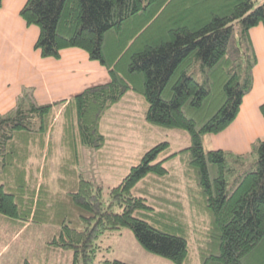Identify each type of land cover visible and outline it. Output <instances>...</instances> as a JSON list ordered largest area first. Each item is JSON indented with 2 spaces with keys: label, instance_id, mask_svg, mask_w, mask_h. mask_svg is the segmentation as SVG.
I'll use <instances>...</instances> for the list:
<instances>
[{
  "label": "trees",
  "instance_id": "obj_1",
  "mask_svg": "<svg viewBox=\"0 0 264 264\" xmlns=\"http://www.w3.org/2000/svg\"><path fill=\"white\" fill-rule=\"evenodd\" d=\"M19 15L38 27L34 48L42 57L80 48L110 79L67 101L38 104L23 94L0 115V219L49 234L55 226L58 236L46 244L71 250V264H91L99 235L121 228L173 264H194L195 254L199 264H264V134L242 154L203 146V135L224 130L252 88L250 29L264 27V0H26ZM128 92L144 100L147 123L188 133L183 182H170L164 165L182 150L157 159L167 141L146 150L115 185L80 170L77 148L104 145L103 118ZM61 105L67 155L59 189L36 187L28 160L32 149L51 148L47 137ZM259 111L264 116V101ZM190 170L195 185L186 179Z\"/></svg>",
  "mask_w": 264,
  "mask_h": 264
},
{
  "label": "rangeland",
  "instance_id": "obj_2",
  "mask_svg": "<svg viewBox=\"0 0 264 264\" xmlns=\"http://www.w3.org/2000/svg\"><path fill=\"white\" fill-rule=\"evenodd\" d=\"M259 42L260 40L257 41V46L260 48L261 43L259 44ZM129 95L126 94L119 103L106 112L101 129L105 137L104 145L99 149L82 146L77 148L81 160L79 168L82 173L96 183L103 184L104 187L117 184L127 174L129 168L140 161L146 150L161 141H167L169 146L160 152L157 159L178 152L190 145V138L186 131L147 123L144 119V100L140 96V99L136 98V100L130 101L128 100ZM62 111L63 105L54 109L55 117L52 129L47 137V140L51 142V148H48L47 151V144L42 152L34 148L29 157L28 168L32 176L36 178V187L41 183H46L51 190L59 189L58 177L61 176L59 168L61 161L67 155L63 144H60L64 122ZM188 159V150H182L164 162L166 168L174 176L170 182L181 183L184 181L185 174L182 169L184 164L186 167ZM101 161L111 162L113 166L107 165L102 169L99 165ZM186 179L195 185L198 181L197 172L190 170ZM182 202L187 208L185 198ZM200 219L205 223L208 222L206 215H202ZM39 227V225L33 224L27 230L21 229L23 230L22 234L15 235L19 227L0 219V264H21L25 258L32 262L47 264H71V250L54 248L52 245H47V248L43 249L38 247L43 243L42 241L51 240L53 235L58 236V232L54 230L55 226L51 228L49 235L50 231L47 227H44L45 229ZM189 238H192L191 233H189ZM95 242L99 244V249L91 264H100L105 258H116L136 264L142 260L143 262L150 261L149 257L151 256H158L144 250L132 232L126 228H121L120 232L117 230L105 231L99 235ZM188 242L189 247L192 248L191 245L194 246L193 239ZM195 252L194 250V254ZM145 264L148 263L145 262Z\"/></svg>",
  "mask_w": 264,
  "mask_h": 264
},
{
  "label": "crops",
  "instance_id": "obj_3",
  "mask_svg": "<svg viewBox=\"0 0 264 264\" xmlns=\"http://www.w3.org/2000/svg\"><path fill=\"white\" fill-rule=\"evenodd\" d=\"M25 1L3 0L0 6V115L14 109L23 94L38 104L67 101L85 88L106 83L110 79L107 68L90 59L80 48H64L58 58L42 57L34 48L38 27L27 25L19 15ZM250 36L257 55L252 88L243 96L236 117L224 130L203 135L205 150L246 153L251 144L264 134V116L259 111V105L264 101L263 25L251 28ZM258 40L260 48L257 46ZM127 94H130V101L141 98L133 92ZM99 165L103 169L107 165L113 166V163L101 161ZM21 229L15 235L22 234ZM42 242L38 247L47 248L46 242ZM149 259L145 261L148 264H173L158 256ZM145 262L142 260L136 264ZM194 264H199V260Z\"/></svg>",
  "mask_w": 264,
  "mask_h": 264
}]
</instances>
